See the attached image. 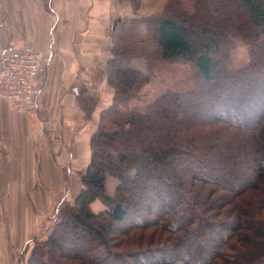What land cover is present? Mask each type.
<instances>
[{"label": "trees", "instance_id": "16d2710c", "mask_svg": "<svg viewBox=\"0 0 264 264\" xmlns=\"http://www.w3.org/2000/svg\"><path fill=\"white\" fill-rule=\"evenodd\" d=\"M191 2V13L168 0L160 15L111 25L114 93L82 187L58 203L45 239L30 238L25 264H264V0ZM238 39L248 60L235 65ZM134 56L190 63L193 87L125 108L148 80ZM214 88L230 95L204 96ZM106 175L118 181L111 195Z\"/></svg>", "mask_w": 264, "mask_h": 264}, {"label": "crops", "instance_id": "0c3cea01", "mask_svg": "<svg viewBox=\"0 0 264 264\" xmlns=\"http://www.w3.org/2000/svg\"><path fill=\"white\" fill-rule=\"evenodd\" d=\"M92 1L102 3L103 7L112 2L0 0V16H6V21L0 17V51L4 47L31 45L37 39L45 44L41 46L45 51V62L38 80L36 116L13 113L0 98L2 260L18 254L19 248L46 221L53 208L69 196H75L81 188L76 176L84 171L89 160L91 131L82 136L87 126L78 118L73 101L82 89L73 82L78 74H92L79 62L88 56L83 51L85 47H100L103 54L109 48L101 25L106 19L109 24L111 19L107 10L91 6ZM35 13L41 18L37 16L40 27L34 33L33 25L28 31L25 25L34 24L32 16ZM11 15L25 18H19L16 25ZM4 23L8 24L5 26ZM37 31L48 32V37H43L41 42V38L36 39ZM104 60H100L103 65ZM105 189L107 191V187Z\"/></svg>", "mask_w": 264, "mask_h": 264}, {"label": "rangeland", "instance_id": "374dc122", "mask_svg": "<svg viewBox=\"0 0 264 264\" xmlns=\"http://www.w3.org/2000/svg\"><path fill=\"white\" fill-rule=\"evenodd\" d=\"M181 1L183 2V5L186 11L188 13L189 12L191 13L193 10L191 0H181ZM167 2L168 0H137V1L112 0V2L108 3L109 5L107 6L104 5L103 7L102 3L94 4L92 1L91 6H99L101 7L100 8L101 11L104 9V10H107L108 14H111V17L109 16L111 18L110 23L108 24L107 23L108 20L106 19L104 20V24L101 25V28L103 29V31L105 32L108 38L107 42L109 43V48H107V50L103 54L102 52L103 50L100 47H95L94 45L87 46L83 49V51H85L88 56H86L85 58H82L83 61L82 59L81 60L79 59V62L80 61L82 62L80 63L81 66L83 65L85 69H87L88 71L92 73V74H78V76H76L73 82L74 84H79L82 89L80 91L78 90L77 94L75 95L73 99L78 118H80V121L84 122V124H86L87 126L82 136H87L86 133L88 131H91L89 135V140H90L91 134L94 132V130L96 129L98 125L99 115L101 111L109 107L110 104L112 103L114 90H113V87L108 83L106 79V63H107V60L111 57V47H112V42H113L112 37H111V34H112L111 25L114 24L118 18L141 19V18H146L150 16L160 15L163 12ZM16 11L17 9L15 10V12ZM38 12L41 13L39 10ZM114 14L115 16H113ZM1 16L6 21L5 14ZM37 16H38V13L37 14L35 13L32 16L34 19L33 20L34 24L25 25V30L27 29L28 31V27L32 28V25H33L34 33L36 29L38 30V28L40 27L38 17L41 18V16H38V17ZM11 17L14 18V20L16 21V25L18 24L17 22L20 21L19 18H23V19L25 18V16H22V15H19V16L11 15ZM4 24L6 26L8 23H4ZM47 33L48 32L43 34L42 31L41 32L37 31L36 39L41 38L40 41L42 42L43 37L44 38L48 37ZM35 41H32V44L36 48L42 50V52L45 53L44 49H42L41 47L45 44H41L40 42H38V39ZM4 48H2V50ZM248 50H249V46L246 43H243L239 39L236 40V45L234 46L233 49H231V56H232L233 63L237 65V64L247 61L248 60ZM95 52H99V53H95ZM101 58L105 59L104 65L102 62H100ZM154 62L155 63L148 62L147 59H145L143 56H134L130 58L129 66L138 70L140 74H142L144 77H147L148 80L140 88L137 95L127 102V105L125 106V108L127 109L132 108V109H136L139 111H144L146 108V105L149 102H151L157 95H159L161 92H163L166 89L185 90V89H191L193 87V81L191 77L193 74V68L191 67L190 63L183 61L181 59H177L173 61L158 59V61H154ZM42 72L43 70H41L40 76H42ZM88 85L90 86V88ZM200 90L202 89L200 88ZM207 90H208L207 92H204L205 93L204 96L212 92L214 93L218 92L220 95H222V97H228V95H230L228 90L226 91L222 89L221 91H219L218 88L207 89ZM190 103L193 104V102H190ZM10 111L13 112L12 110ZM16 114H20V113H16ZM25 116H28V115H25ZM28 117H33V116H28ZM0 157H1V154H0ZM76 161L77 160H75V163ZM86 166L83 167L84 170ZM83 172L84 171L82 170V172L76 176L77 179L80 181L81 187H82V183L80 180V175ZM106 177H107V183L105 182L106 183L105 188L107 187V191L105 189V192L106 193L108 192L107 194L111 195L118 181L113 176L109 177V175H106ZM73 192L75 193V190ZM75 196L73 197L69 196L68 199L63 200L60 204L63 205L64 203H71ZM56 206L53 208L52 212H50V214L46 217V221L40 225L38 230L30 234L29 238L24 243V245H22L19 248L18 254H15L13 256L11 255L7 256L8 260H2V257L0 254V264H25L26 259L28 257V253L31 250L35 242L34 240H30V238H32L34 235H37L38 241H41L46 238L48 232L51 229V222H52V218H53ZM90 208L92 209V211L98 212L104 209L105 206L103 205L101 200L97 198V199H94L90 203ZM25 245L27 247L25 251H23L24 250L23 248ZM209 245H210L209 242H207L205 245L206 247L205 249H207ZM201 246H202L201 247L202 249L203 245L201 244ZM205 249H202V250H205ZM102 254H103V251L98 250L95 252V257L99 258L102 256ZM201 254H202V251L200 255Z\"/></svg>", "mask_w": 264, "mask_h": 264}, {"label": "built area", "instance_id": "2783aa9c", "mask_svg": "<svg viewBox=\"0 0 264 264\" xmlns=\"http://www.w3.org/2000/svg\"><path fill=\"white\" fill-rule=\"evenodd\" d=\"M44 62L45 53L34 45L0 51V98L13 112L36 115L38 79Z\"/></svg>", "mask_w": 264, "mask_h": 264}]
</instances>
